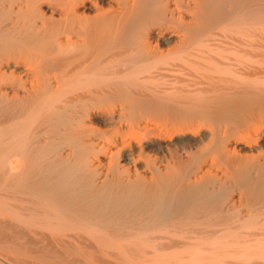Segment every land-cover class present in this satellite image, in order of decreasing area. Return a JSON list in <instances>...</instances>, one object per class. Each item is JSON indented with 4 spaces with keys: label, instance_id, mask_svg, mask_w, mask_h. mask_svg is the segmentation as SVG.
I'll use <instances>...</instances> for the list:
<instances>
[{
    "label": "bare ground",
    "instance_id": "1",
    "mask_svg": "<svg viewBox=\"0 0 264 264\" xmlns=\"http://www.w3.org/2000/svg\"><path fill=\"white\" fill-rule=\"evenodd\" d=\"M0 264H264V0H0Z\"/></svg>",
    "mask_w": 264,
    "mask_h": 264
}]
</instances>
